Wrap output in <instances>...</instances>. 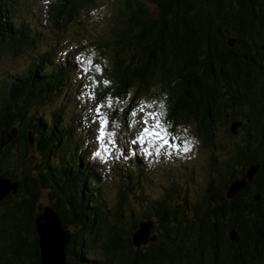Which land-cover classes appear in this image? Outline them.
I'll return each instance as SVG.
<instances>
[{
	"label": "trees",
	"instance_id": "trees-1",
	"mask_svg": "<svg viewBox=\"0 0 264 264\" xmlns=\"http://www.w3.org/2000/svg\"><path fill=\"white\" fill-rule=\"evenodd\" d=\"M93 2L54 0L47 9V23L61 35ZM20 4L21 0H0V42L16 52L33 49L39 39L30 21L18 17ZM112 17L114 62L97 76L100 102L107 105L112 99L110 112L127 130L133 100L160 98L167 107V123L194 124L202 147L220 153L206 173L205 197L195 211V222H179L169 207L152 204L142 222H156L158 232L152 230L148 243L137 247L133 235L139 222L128 234L120 226V212L106 213L107 201L98 193L103 191L96 173L101 175L99 163L62 149L64 142L70 152L69 143L76 139L88 142L86 121L75 113L61 123L64 107L51 118L39 113L59 101L77 66L53 59V49L40 53L30 71L9 75L8 93L0 103L4 179L19 184L26 212L22 216H32L29 210L43 190L50 189L55 213L67 229L76 228V242L65 251L68 264L74 258L79 264L98 263L82 249L90 241L94 252L104 229L102 264H198V253L207 246L214 253L217 243L223 252L226 248L227 264H264V0H124ZM228 116L232 123H242L238 137L231 132L232 123L228 126ZM9 133L16 136L2 148V138ZM34 147L47 172L36 174L28 163ZM254 165L260 167L255 178L229 199V187ZM89 179L97 182L96 188ZM119 199L125 200L123 191ZM16 214V208L11 209L10 215ZM10 224L12 233L5 225L6 250L30 246L24 231L31 234V223L21 219ZM232 231L235 241L230 239ZM192 248L195 254L184 256Z\"/></svg>",
	"mask_w": 264,
	"mask_h": 264
},
{
	"label": "rangeland",
	"instance_id": "rangeland-1",
	"mask_svg": "<svg viewBox=\"0 0 264 264\" xmlns=\"http://www.w3.org/2000/svg\"><path fill=\"white\" fill-rule=\"evenodd\" d=\"M53 1L21 0L18 17L21 21H30L32 31L37 33L39 39L33 49L21 47L17 52L13 51L6 42H0V103L8 93L9 75L30 71L38 61L40 53L53 49V59L67 64L77 62V66L70 73L69 86L64 87L63 95L59 101L41 108L39 113H42L45 118H51L57 110L64 107L61 123L68 121L75 113L80 114L86 121L84 133L88 132V142L86 138L76 139L75 143H69L72 147L70 152V148H66L63 141V152L73 155L76 153V158L80 155V157L84 156L86 159L99 163V167L102 168L101 175L97 171L96 173L101 178L100 183L103 191L98 193L107 201L104 204L106 213H110L109 215L121 213L122 224L120 226L124 228V232L129 234L135 221L139 219H135L134 216L142 215V212L145 211L144 206L147 208L150 206L149 202H144L145 199L155 200L162 196L165 190L163 187L166 186L167 181H170L169 177H176L177 185L188 188V192L181 191L182 197L198 199L201 196L199 193L197 195V189H200L198 184L201 183L200 179L207 166L209 153H206L201 147L198 148V144L196 145L193 139L191 142H187L189 136H194V124L181 122L174 127L173 122H166L167 107L159 97V99L146 100L142 98L132 101L130 111L126 116L127 130L123 128V123L117 119V116L110 112L114 108V103L108 107L109 111L105 105L101 111L106 114L109 122L105 128L104 137L106 152L98 139L100 120L94 109L97 104L102 103L97 95V76L105 73L106 68L111 67L114 62L112 39L115 37L111 32L113 29L112 16L116 9L122 7L124 0H94L89 9L81 13L75 22L67 27V31L61 35H58L46 20L48 6ZM152 11L155 12V10ZM88 60L92 62L90 66L87 63ZM97 68L99 72L96 71ZM93 80L96 82L95 84ZM93 90L96 92V98L90 99L88 93ZM133 93L134 91L130 94V100ZM127 104L128 102L125 106ZM123 107L120 108V111ZM121 115L120 113V117ZM157 121L160 127L155 126ZM145 128L148 129L147 133L144 132ZM110 132L114 133L111 137L108 135ZM157 133L159 136L156 135ZM77 135L79 136V133ZM142 135L144 143H140ZM109 139L113 143H109ZM191 145L195 149L189 148ZM145 148L151 154L146 153ZM185 149L190 150L185 151ZM32 151V165L35 170H38L45 160L38 153V149L35 150L34 147ZM96 151H101L103 158L94 156ZM187 163H189L187 166H182ZM180 168L193 169V178H195L197 186H193V184L187 186L188 175L185 170H180L181 174H175ZM172 172L175 175L169 174ZM184 173L186 174L184 175ZM89 182L96 188L97 182L93 179H89ZM77 183L82 188V182L77 181ZM122 191L125 194V200L118 201L121 199L119 196ZM140 196L144 197V200ZM43 201L48 204L47 196L43 198ZM154 228H157L155 224ZM105 234L104 229L98 236V245L96 244L94 252L90 241H85L82 249L86 255L96 256L95 258L99 260L96 264H102L103 252L100 247L106 239ZM72 263L79 264L75 258Z\"/></svg>",
	"mask_w": 264,
	"mask_h": 264
},
{
	"label": "flooded vegetation",
	"instance_id": "flooded-vegetation-1",
	"mask_svg": "<svg viewBox=\"0 0 264 264\" xmlns=\"http://www.w3.org/2000/svg\"><path fill=\"white\" fill-rule=\"evenodd\" d=\"M228 121L230 123H228V126L231 125L230 121V116L227 117ZM233 124V123H232ZM234 137H238L237 135ZM194 140V142H196L195 144L197 145V147H202V143H204L203 140L198 139L196 136H189V140L187 142H191V140ZM174 141V139H172ZM192 144V143H190ZM189 148L191 149H195V147L189 146ZM204 149V148H203ZM206 153H209V158L207 159V166L202 174L201 177V183L200 185L198 184V186H200V189H197V195L198 193L201 195L198 199L196 200H192V199H188L187 197H182L181 196V191L185 190V192H188V188H183L178 184V180L176 177H169L170 181L166 182V186H164L163 188L165 189L162 193V196H160L158 199L155 200H145V202H149L150 206L153 204L155 206H160L162 205L163 207H169L171 210V212L175 213L177 220L179 222H183V223H193L195 222V211L196 209L200 208L201 204L204 201V197H205V192H203V190H205V185L207 182V175L206 173H208V169L210 166H212V161L214 159V157L216 155H218V153L216 154H212V152L210 150H206L204 149ZM39 153V152H38ZM40 154V153H39ZM220 154V153H219ZM30 156H32L30 154ZM29 164L32 165V161L28 162ZM190 163V162H189ZM189 163H187L186 165H182V166H187ZM46 164V163H45ZM42 165V167H38V170H35V168H33L34 173H44L45 168L44 165ZM33 167V165H32ZM37 168V167H36ZM184 171L187 173L188 178L186 180V184L187 186H191L193 184V186H197L196 184V180L195 178H193V169L192 168H180L175 174H181V171ZM39 171V172H37ZM47 172V171H46ZM184 173V175L186 174ZM172 175H175L173 172L169 173ZM4 157L2 155V157L0 158V178L4 179ZM193 180V182H192ZM176 183V184H175ZM17 190L16 193L11 192L8 196H6L3 199H0V264H41L42 263V254H41V248H40V238H39V234L37 232V225H36V219L44 212L46 207H49L51 209L54 210V206L55 203L51 202V197H50V189H44L43 193L40 194L38 202L35 204V206L33 207V209L29 210V212L32 214V216H34V226H32V216H22V214H25V210L23 208V193L21 191ZM12 195H15V198H13ZM47 196V198L49 199L48 204H45L43 201V198H45ZM144 206V210L142 212V215H139L138 217L134 216L135 219H137L135 221V225L136 222L141 221L142 222V216L147 213L149 211V209H151V207ZM17 211V214L14 216L10 215V211L11 209H15ZM55 211V210H54ZM56 212V211H55ZM10 215V216H9ZM26 215V214H25ZM59 216V215H58ZM60 218V217H59ZM25 220V222L27 224L31 223V227L29 230L31 234H27L26 230L24 231L26 233V235L28 237H30V241L29 244H31L30 246H28V243L26 245V247L21 251L20 249L15 250L13 247H9V249H7L9 252L8 253V258H10V260L7 262V259L4 258V253L7 251L5 246V225H8V231L10 233H12L13 230V225H11L10 223L15 222V221H20V220ZM64 219V218H63ZM61 221L62 224V228L64 230H68L71 233V237L70 240L66 246V252H67V248L69 247V245L73 244V242L75 241V237H76V228L75 227H71L69 229H67L64 226V221ZM147 221V220H144ZM140 222V223H141ZM139 223V224H140ZM154 223V222H153ZM157 226V223H154ZM134 225V226H135ZM133 226V227H134ZM34 228L36 229L34 232ZM159 229V227L157 226V228H154L153 233L152 234H157V230ZM33 230V231H32ZM72 240V241H71ZM76 242V241H75ZM75 244V243H74ZM77 244V243H76ZM218 248L217 251H215L214 253L209 251L210 247H206L204 252H199L198 256H197V260H195L198 264H227V258H226V248H224V252L223 250L219 247V243H217ZM190 250V249H189ZM188 250V252L184 253L185 255H191V254H195V248H192L190 251ZM66 258H67V254H66ZM69 259V258H68ZM67 260V259H66ZM69 260H67V264H68ZM194 262V260H193ZM195 263V262H194ZM196 264V263H195Z\"/></svg>",
	"mask_w": 264,
	"mask_h": 264
},
{
	"label": "water",
	"instance_id": "water-1",
	"mask_svg": "<svg viewBox=\"0 0 264 264\" xmlns=\"http://www.w3.org/2000/svg\"><path fill=\"white\" fill-rule=\"evenodd\" d=\"M242 126L241 122H234L231 125V132L233 135H238V130ZM16 133H9L3 136L1 147L8 145ZM259 166L254 165L249 167L246 175L243 178L235 180L229 187L227 197L229 199L235 198L251 182L259 171ZM19 189L18 183L10 182L8 179L0 178V199L5 198L11 192L16 193ZM37 232L40 238V247L42 253L41 264H67L65 248L70 240L71 233L62 228L59 216L55 211L46 207L44 212L36 219ZM154 223L151 221H144L140 223L138 230L133 235L134 245L140 247L145 245L150 240L151 230ZM237 238L236 232L230 233V239L235 241ZM152 241L155 238L151 239Z\"/></svg>",
	"mask_w": 264,
	"mask_h": 264
},
{
	"label": "snow or ice",
	"instance_id": "snow-or-ice-1",
	"mask_svg": "<svg viewBox=\"0 0 264 264\" xmlns=\"http://www.w3.org/2000/svg\"><path fill=\"white\" fill-rule=\"evenodd\" d=\"M46 2H47V0H46ZM87 63L89 64V66L92 64L91 60H88ZM85 71H88V69H85ZM96 71L99 72V69L97 68ZM93 83L95 84L96 82L93 80ZM106 83L107 82L105 81V84ZM88 95H89V98L90 99H95L96 98V92H95V90H93L90 93H88ZM112 103H113L112 102V99L111 98H108L107 99V106L108 107H111L112 106ZM104 106H105L104 104H97L96 107H95V109H94L96 115L99 117V120H100L99 137H98V139H99V141L101 143V147L102 148H104L105 128L108 126V123H109L106 114H103L102 111H101V109L104 108ZM161 107H163V105H161ZM145 122L147 123V121H145ZM155 126L156 127H160V124H159L158 121H157V124ZM144 132L147 133L148 132V129L145 128ZM108 135H109V137H111V136L114 135V133H111L110 132V133H108ZM156 135L159 136L158 133ZM109 143H113V141L111 139H109ZM140 143H144V137H143V135L140 137ZM188 150H190V149H185V151H188ZM104 151L106 152L107 149L104 148ZM144 151L146 153H148V149L147 148H145ZM157 151H159V149H157ZM148 154H151V153H148ZM94 156L103 158L102 157V154H101V151H96L94 153Z\"/></svg>",
	"mask_w": 264,
	"mask_h": 264
}]
</instances>
